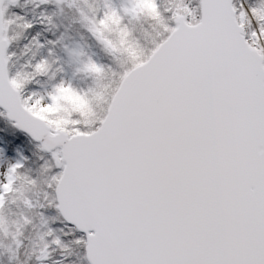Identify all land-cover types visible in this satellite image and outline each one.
Segmentation results:
<instances>
[{"label": "snow or ice", "instance_id": "1", "mask_svg": "<svg viewBox=\"0 0 264 264\" xmlns=\"http://www.w3.org/2000/svg\"><path fill=\"white\" fill-rule=\"evenodd\" d=\"M0 264H264V0H0Z\"/></svg>", "mask_w": 264, "mask_h": 264}]
</instances>
